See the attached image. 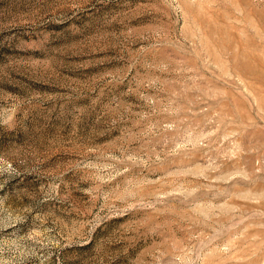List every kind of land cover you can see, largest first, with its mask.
Instances as JSON below:
<instances>
[{
    "label": "rangeland",
    "instance_id": "rangeland-1",
    "mask_svg": "<svg viewBox=\"0 0 264 264\" xmlns=\"http://www.w3.org/2000/svg\"><path fill=\"white\" fill-rule=\"evenodd\" d=\"M0 264H264V0H0Z\"/></svg>",
    "mask_w": 264,
    "mask_h": 264
}]
</instances>
